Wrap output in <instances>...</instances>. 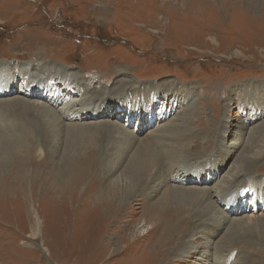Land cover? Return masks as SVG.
Listing matches in <instances>:
<instances>
[{"label":"rangeland","instance_id":"rangeland-1","mask_svg":"<svg viewBox=\"0 0 264 264\" xmlns=\"http://www.w3.org/2000/svg\"><path fill=\"white\" fill-rule=\"evenodd\" d=\"M61 69L79 90L70 95L56 83L60 102L90 97L104 115L77 132L12 102L0 109V194L21 184L25 193L0 197V264H264V0H0V73L12 75L3 89L14 91L0 100L22 97L21 76L36 80ZM115 125L139 142L160 134L174 145L186 136L201 156L173 170L169 187L198 190L190 196L194 217L211 212L210 202L218 214L237 213L220 225L206 216L184 236L171 234L162 258L159 226L151 229L145 215L151 202L133 196L119 216L105 200L89 207L90 180L97 193L112 179L130 181L124 169L138 142L124 150L127 139ZM121 149L122 163L108 178L103 169ZM86 165L90 178L72 186ZM183 171H195L198 182L180 177ZM227 178L234 182L225 185ZM248 180L255 181L252 196L243 189ZM201 190L210 192L209 203L197 202ZM232 191L240 202L227 208L234 203L222 200Z\"/></svg>","mask_w":264,"mask_h":264},{"label":"bare ground","instance_id":"bare-ground-1","mask_svg":"<svg viewBox=\"0 0 264 264\" xmlns=\"http://www.w3.org/2000/svg\"><path fill=\"white\" fill-rule=\"evenodd\" d=\"M6 66L7 65H4L2 68L5 69ZM12 68L13 67L8 66V69H6V70H9ZM62 71H63V69H61V71L60 70L56 71L57 73H55V74L54 73L53 74L43 73L36 80H34L32 78V76H28V75L21 76L22 79L24 80L23 84H25L20 89V95L22 97L17 96L16 98H13V99L12 98L11 99H1L0 100V109L5 108L6 106H8L9 102H12L14 105L18 106L22 110H33L35 113H39L40 115L43 114L44 116L50 117V118L54 117L57 124L59 126L63 127L65 130H68V131H71V129H77L76 131L78 132V130H84L85 128H87V129L92 128L91 125H86L84 123V121H86L87 119H91L92 117H95V116L101 117L104 115V111L103 110L102 111H95L94 108H92V102H91L92 99L90 97H89V99L81 98L79 100H76V99L73 100V98L70 96V99H68L66 102L65 101L60 102V99L57 98V87L55 85L56 83L61 84L64 87V89L67 91V93L70 95L73 93V91L79 90L78 83H76L75 79H72L69 76H64ZM20 74H18V77H20ZM31 75H33V74H31ZM8 78L13 79L12 75L6 74V75L2 76L0 73V97L6 96L7 94L10 95L14 92V91H7V90L3 89L5 86V83H6L5 81ZM29 81H35L34 82L35 85H32V84L29 85L31 87L30 91L28 89V85H26V83ZM32 86H34V87H32ZM25 97H27V98H25ZM82 97H84V96H82ZM34 98H36L37 100L46 101L47 103L49 101V104L53 105V107L51 108L47 103L36 102L35 100H33ZM70 100H72L73 102H69ZM119 103L120 102L117 99H114L111 101L113 108H117L119 106ZM75 106H77V107H75ZM60 107H61V109H59ZM59 112H63L62 113L63 115L62 114L60 115ZM146 114H148V111H146L142 115V117L146 116ZM181 126L182 125H180L179 127H181ZM115 128H116V131L120 132V133L118 132L121 136L120 139H122L124 141H125V139L128 140V141L126 140V142H128V146H126V149H124V150L129 149L130 146H132L133 144L136 145V141L138 142L137 151L135 154H133L134 156L130 159L129 168L124 169V173L127 176L126 178L129 179L130 181H127L125 179L127 183L124 184L122 181H119V179L116 180V178L114 177L115 179H112L110 181V183L106 182L105 186L104 185L101 186L99 188L98 193H97V192H95V188L93 186L94 180L92 179V180H90L91 184L89 186L92 189V191H90L89 200L86 199V202L89 204V207L98 208V205H100L102 203V201L105 200L109 204V206L107 208L108 213L110 215L115 214V216H119L123 212V208H124L126 202H128L133 196H138V199L144 200V203H146V201H148V203L151 202L149 207L146 209L145 215H146L147 219L149 220V222L151 223V225L153 226L151 229L157 228L159 226L160 238L156 242L155 248H156L157 253H158V251L161 253L162 258L165 257L169 251V249H168L169 242H168L167 238H169L171 234L172 235L176 234L178 236L179 235L184 236L185 233L189 232L192 228L195 227L198 219H199V221L203 220V218L206 216H209L210 218L214 217L215 223L220 225L221 223L217 222L216 220H221L220 222L226 223L228 216L230 214L237 213L235 211V209H230L228 211V213H226V214H222V213L218 214L217 212H214L213 211L214 210L213 204L209 201V199L211 198L209 191H211V190L208 189L209 191H202L201 190L202 193L198 192V193L204 195V197L198 196L199 198H198L197 202H199V203H203V201H204V203L210 202L208 205V209H211V212H208L204 208V210L206 212L199 213L194 217V216H192L193 212L190 211V208H189V205L191 206V204H193V201H192V199H190L191 198L190 196H192V194L197 195L196 192L198 190L194 191L193 189H190V188H189L190 190H188L184 187L182 188V187H177V186L176 187H169V184H170L169 178L174 177L173 170H176L178 167H180L183 164H190L192 166V163H193L192 161L201 156V152L192 153L190 151V149H188V146L191 145V143H188L187 139L184 140V138L186 136L184 137V135H182L181 141L176 142V144H174V145L173 144L170 145L167 142H163V137H161V138L159 137V139H158V136L160 134H150V135L148 134V137L143 138L139 142L138 141L139 139H136L137 136L136 137H134V136H128L127 137L126 136L127 134L123 133V131L121 130V126L115 125ZM160 133L162 134V131ZM178 139H180V138H178ZM154 141L158 143V145L160 147L159 149H158V147H157V149L154 147L157 145V143H155L153 145ZM135 145H134V147H135ZM121 152H122V149L118 150L119 156L116 159L108 160L107 165L105 164L107 171L105 169H103V170H104L105 175L108 176V178H110V176L112 174H114L118 170L119 166L121 165V163H122V161L120 159ZM163 158H164V160H163ZM245 158H247V157H245ZM163 161H165V162L167 161V163H168V173H169L168 174V182H167L166 177H164L166 174L163 175L161 173L162 171L165 170L164 165H162ZM89 167L87 165H86V169L83 166L77 167V173H76L75 177L73 179L69 180L70 184H72V186L75 184L79 186V184L83 183V181H84V175H86L85 180L87 179V177L90 178L91 175H90ZM102 168H103V166H102ZM251 168H253V165H250L248 167V169H251ZM219 170L220 169H214V172H216V174H218ZM184 171H185V169H184ZM194 172L195 171H193L192 174L188 173V172H184V173H186V175H184V173L181 172L182 174L180 175V177L184 176L185 179L193 180V183H196V182H198L197 180L199 179V176H198V178H194L193 177L195 175ZM242 173H244V172H242V169H239V171H237L238 175H240ZM133 174H134V177L132 178ZM188 175H190V176H188ZM214 175L215 174L208 175L207 179L213 178ZM152 178H156L158 183L154 184L152 181ZM230 179L227 178L225 185H227V183L231 184L234 182L233 179H232V181ZM153 180H155V179H153ZM157 181H155V182H157ZM182 181H184V180H182ZM150 183H151V185H150ZM245 184H246V186H244L243 189H246L247 193H250L251 196L253 195V193L255 194V192H256V189L254 188L255 181L254 180H250V181L248 180V181H246ZM20 186H21V188H19V190L16 192L10 190L9 193H6V190H5V193L0 194V197L8 198L10 196H14L16 193V197H19V195L21 194L22 197L25 198V193L23 191L24 190V184H21ZM166 186H168V187L163 192L162 197L160 199H158L157 201L153 202L152 197L156 193H158V191H160L161 188H165ZM220 187L222 188V185H220ZM77 189H79V188H77ZM222 191H223V189H222ZM225 192H226V190L223 191V193H225ZM232 192L228 193V195L225 196V198L222 200L223 204H225V205L234 203L232 206H228L227 208H232V207L236 208V206H238L239 205L238 203L240 202L239 197L242 194L236 193L235 191L233 193ZM256 195H258V194L256 193ZM140 197H142V198H140ZM223 197L224 196H222V198ZM0 199H3V198H0ZM194 199H195V197H194ZM189 200H190V203L188 202ZM203 207H205V206L203 205ZM193 210H194V208H193ZM216 215H218V217ZM189 217H191L193 219H191ZM35 218H36V222H35V226L33 229V231H34L33 234H34L35 238H37L38 236H40L41 231H42V221L38 217L37 213L35 215ZM119 221H121V220H119ZM141 227H143V226H141ZM149 247L150 246H148L147 249H149ZM152 248L153 247H150L149 252H150V250H152Z\"/></svg>","mask_w":264,"mask_h":264}]
</instances>
